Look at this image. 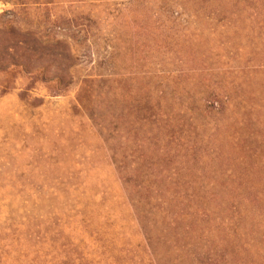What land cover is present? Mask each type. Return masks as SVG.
<instances>
[{"label":"rangeland","instance_id":"1","mask_svg":"<svg viewBox=\"0 0 264 264\" xmlns=\"http://www.w3.org/2000/svg\"><path fill=\"white\" fill-rule=\"evenodd\" d=\"M0 264H264V0H0Z\"/></svg>","mask_w":264,"mask_h":264}]
</instances>
